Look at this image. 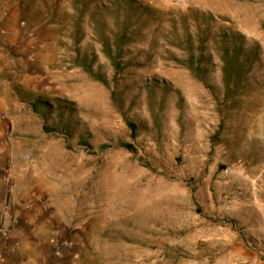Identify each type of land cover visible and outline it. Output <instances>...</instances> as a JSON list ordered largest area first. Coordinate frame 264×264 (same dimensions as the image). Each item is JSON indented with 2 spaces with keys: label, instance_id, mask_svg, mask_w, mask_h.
Wrapping results in <instances>:
<instances>
[{
  "label": "rangeland",
  "instance_id": "rangeland-1",
  "mask_svg": "<svg viewBox=\"0 0 264 264\" xmlns=\"http://www.w3.org/2000/svg\"><path fill=\"white\" fill-rule=\"evenodd\" d=\"M0 264H264V0H0Z\"/></svg>",
  "mask_w": 264,
  "mask_h": 264
},
{
  "label": "trees",
  "instance_id": "trees-1",
  "mask_svg": "<svg viewBox=\"0 0 264 264\" xmlns=\"http://www.w3.org/2000/svg\"><path fill=\"white\" fill-rule=\"evenodd\" d=\"M127 126L131 131V134H134L136 132V125L132 122L127 121ZM51 130V129H50ZM122 148L128 150V151H134V148L132 145L127 144V143H121L120 145ZM102 148H105V146H101Z\"/></svg>",
  "mask_w": 264,
  "mask_h": 264
}]
</instances>
